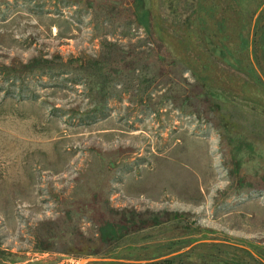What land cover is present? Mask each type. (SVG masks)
I'll return each instance as SVG.
<instances>
[{
    "label": "rangeland",
    "instance_id": "1",
    "mask_svg": "<svg viewBox=\"0 0 264 264\" xmlns=\"http://www.w3.org/2000/svg\"><path fill=\"white\" fill-rule=\"evenodd\" d=\"M81 260L264 264V0H0V264Z\"/></svg>",
    "mask_w": 264,
    "mask_h": 264
},
{
    "label": "trees",
    "instance_id": "2",
    "mask_svg": "<svg viewBox=\"0 0 264 264\" xmlns=\"http://www.w3.org/2000/svg\"><path fill=\"white\" fill-rule=\"evenodd\" d=\"M44 62H49V61H44ZM24 66H28L27 64H25ZM11 68H13V67H11Z\"/></svg>",
    "mask_w": 264,
    "mask_h": 264
},
{
    "label": "water",
    "instance_id": "3",
    "mask_svg": "<svg viewBox=\"0 0 264 264\" xmlns=\"http://www.w3.org/2000/svg\"><path fill=\"white\" fill-rule=\"evenodd\" d=\"M84 260H81L80 263L82 264Z\"/></svg>",
    "mask_w": 264,
    "mask_h": 264
}]
</instances>
